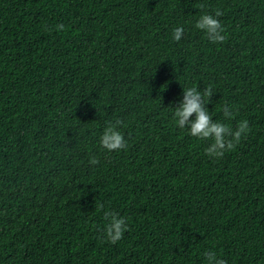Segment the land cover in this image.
<instances>
[{
  "label": "trees",
  "instance_id": "obj_1",
  "mask_svg": "<svg viewBox=\"0 0 264 264\" xmlns=\"http://www.w3.org/2000/svg\"><path fill=\"white\" fill-rule=\"evenodd\" d=\"M215 9L223 44L194 27ZM209 85L213 120L251 129L220 159L169 108ZM115 118L127 147L109 153ZM99 204L127 220L114 245ZM208 250L264 264V0H0V264H205Z\"/></svg>",
  "mask_w": 264,
  "mask_h": 264
},
{
  "label": "clouds",
  "instance_id": "obj_2",
  "mask_svg": "<svg viewBox=\"0 0 264 264\" xmlns=\"http://www.w3.org/2000/svg\"><path fill=\"white\" fill-rule=\"evenodd\" d=\"M203 8V5L200 6ZM224 12L215 9L213 13H202L195 22V29L202 31L207 40L213 44H223L226 39V29L222 25L220 18ZM57 30L63 31L64 25L55 26ZM184 28L175 27L171 33L172 39L179 42L183 38ZM213 95L212 86L209 85L202 91L197 87H185L182 92V100L172 109V120L179 129H186L187 134L201 141H210L204 150V154L209 158L220 159L227 152L233 151L246 138L251 131L249 122L241 120L233 128L227 123L214 121L206 105L211 102ZM223 117L227 120L234 118L235 112L232 106L225 103L222 106ZM194 116V119H190ZM124 122L119 119H111L105 122V126L99 136L98 144L100 149L106 152H117L127 147L124 133L121 131ZM88 163L92 166L100 163L97 156L90 157ZM99 210H103L105 221L103 238L107 243L116 244L128 231L126 218L118 213L105 209L103 204L97 205ZM205 264H226V261L219 258L215 251L208 250L204 254Z\"/></svg>",
  "mask_w": 264,
  "mask_h": 264
}]
</instances>
